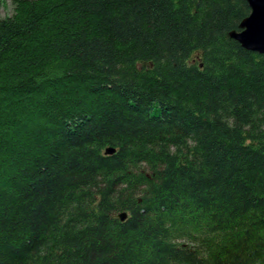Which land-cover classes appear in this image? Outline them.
<instances>
[{"label":"trees","instance_id":"obj_1","mask_svg":"<svg viewBox=\"0 0 264 264\" xmlns=\"http://www.w3.org/2000/svg\"><path fill=\"white\" fill-rule=\"evenodd\" d=\"M11 8L0 264H264V54L229 35L247 1Z\"/></svg>","mask_w":264,"mask_h":264},{"label":"water","instance_id":"obj_2","mask_svg":"<svg viewBox=\"0 0 264 264\" xmlns=\"http://www.w3.org/2000/svg\"><path fill=\"white\" fill-rule=\"evenodd\" d=\"M246 1L250 12L241 20L239 30H232L229 35L242 47L264 54V0ZM114 151L112 147H106L104 150L105 154H111ZM117 216L123 220L126 212H119Z\"/></svg>","mask_w":264,"mask_h":264},{"label":"rangeland","instance_id":"obj_3","mask_svg":"<svg viewBox=\"0 0 264 264\" xmlns=\"http://www.w3.org/2000/svg\"><path fill=\"white\" fill-rule=\"evenodd\" d=\"M14 0H0V18L9 15L12 11Z\"/></svg>","mask_w":264,"mask_h":264}]
</instances>
